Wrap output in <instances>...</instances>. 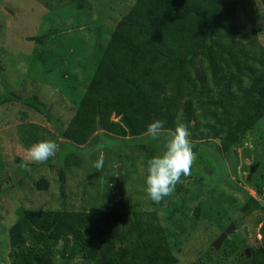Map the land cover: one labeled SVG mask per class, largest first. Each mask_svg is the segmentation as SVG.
Returning a JSON list of instances; mask_svg holds the SVG:
<instances>
[{"label":"rangeland","instance_id":"obj_1","mask_svg":"<svg viewBox=\"0 0 264 264\" xmlns=\"http://www.w3.org/2000/svg\"><path fill=\"white\" fill-rule=\"evenodd\" d=\"M249 1L254 42L225 45L236 53V65L255 68L256 74L257 61L264 59V0ZM132 3L0 0V97L7 91L20 99L35 95L38 107H43L39 113L19 100L0 106V264H9L8 229L21 220L24 210L153 212L175 264H243L246 249L248 254L264 249L258 235L264 210L252 206L250 200L264 198V115L236 145L222 151L219 140L204 128L211 120L197 111L198 117L187 125L195 154L191 174L181 176L174 192L159 203L148 198L145 179L148 161L163 154L169 131L161 132L159 139L97 132L82 145L59 138L92 75L101 47ZM41 36L45 37L43 43L28 40ZM239 46L245 58L239 55ZM222 62L226 64L223 55ZM225 66L233 74L235 102L241 103V89L248 82L246 72L239 69L235 73V65ZM198 71L206 75L202 93L211 97L217 83L210 79L202 58ZM224 71L223 77L229 78ZM180 123L178 118L177 125ZM42 140L55 141L57 152L45 163L31 162L26 150ZM106 140L112 141V146L107 145L111 147H98ZM101 155L104 166L97 170L94 163ZM27 164L31 165L27 170L21 167ZM39 179L47 181L45 191L35 189ZM231 224L235 229L218 242ZM241 227L247 248L238 232ZM60 247V242L54 245L55 250ZM53 262L65 264L57 254H53ZM67 264L90 262L77 254Z\"/></svg>","mask_w":264,"mask_h":264},{"label":"trees","instance_id":"obj_2","mask_svg":"<svg viewBox=\"0 0 264 264\" xmlns=\"http://www.w3.org/2000/svg\"><path fill=\"white\" fill-rule=\"evenodd\" d=\"M254 35L249 0H133L101 47L92 75L59 138L82 145L97 132L139 137L154 120H163L162 132H168L175 129L178 118L187 126L200 111L211 120L205 130L219 140L222 151L228 150L264 115V59L257 61L259 69L254 74L255 68L236 65L237 55L227 47L240 41L251 45ZM44 39L28 40L43 43ZM238 49L245 58L242 47ZM222 55L227 65H235V73L239 69L246 72L248 82L241 89V103L235 102L233 74ZM200 58L217 83L211 97L202 93L206 75L198 71ZM221 70H227L229 78ZM6 93L0 97V106L19 100L39 113L43 110L35 95L20 99ZM109 142L112 146L106 140L98 147H111ZM61 159L58 157L59 162ZM34 187L45 191L47 181L39 179ZM250 200L252 206L264 210V198ZM194 216L197 219L198 207ZM258 235L264 242V220ZM8 242L9 264H54L53 254L65 264L77 254L90 264L176 262L156 215L134 209L24 210L21 220L8 229ZM59 242L61 247L55 250ZM243 264H264V249L251 251Z\"/></svg>","mask_w":264,"mask_h":264},{"label":"clouds","instance_id":"obj_3","mask_svg":"<svg viewBox=\"0 0 264 264\" xmlns=\"http://www.w3.org/2000/svg\"><path fill=\"white\" fill-rule=\"evenodd\" d=\"M163 120H154L147 126L146 135L151 139H159L164 128ZM190 133L183 123L178 124L174 131L169 130L165 151L160 156H154L148 161L147 176L145 179L146 193L149 199L159 203L170 196L181 176L190 175V170L195 159L192 145L189 140ZM58 145L52 140H42L27 149V157L34 163H45L55 156ZM104 166L103 155L94 163L97 170ZM27 170V165H22Z\"/></svg>","mask_w":264,"mask_h":264},{"label":"water","instance_id":"obj_4","mask_svg":"<svg viewBox=\"0 0 264 264\" xmlns=\"http://www.w3.org/2000/svg\"><path fill=\"white\" fill-rule=\"evenodd\" d=\"M250 171H252L251 168H250ZM234 229H235V227H234L232 224L229 225V227L224 231V233L221 234L220 238L218 239V242H219V240H221L222 237H224L225 234L229 233L231 230H234ZM238 232H239V234H240V236H241V242H242V244L247 248L248 241H247V239L245 238V233H244L243 228H242V227L239 228V229H238ZM245 253L249 256V254H248V249L245 250Z\"/></svg>","mask_w":264,"mask_h":264}]
</instances>
